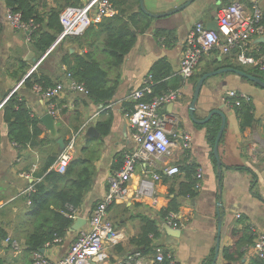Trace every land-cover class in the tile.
I'll return each mask as SVG.
<instances>
[{
  "label": "crops",
  "instance_id": "crops-1",
  "mask_svg": "<svg viewBox=\"0 0 264 264\" xmlns=\"http://www.w3.org/2000/svg\"><path fill=\"white\" fill-rule=\"evenodd\" d=\"M79 1L82 5L88 0ZM238 1L243 2L144 0L146 9L153 14L168 13L190 3L173 14L154 17L151 28L138 35L119 71L111 74L112 81H116V76L119 75L114 98L103 104L94 102L87 94L72 87L73 81L66 73V66L60 65L61 52L53 54L60 41L42 54L34 47L32 40H29L26 30L10 24L7 19L8 7L4 0H0V226L7 231L8 238L17 241L22 248L17 252L6 243L7 238L2 239L1 264H33V256L25 253L26 238L32 231V219L27 216L29 210L25 193L34 178L31 173L24 171V167L35 159L31 171L37 170L40 166L39 154L29 149L23 153L22 158L19 157L18 146L9 140L8 126L2 112L4 104L15 94L25 100L32 115L41 119L48 112L49 102L43 96V89L37 85L27 86L25 79L33 71H41L48 74L54 82L64 84L63 94L54 99L58 111L54 133L44 123L42 125L46 132L58 139L61 152L70 139L75 137V154L89 144L97 150L98 155L91 188L80 208V217L87 220L86 224L76 231L70 229L61 242L48 244L41 249L47 257L59 259L67 254L74 239L90 228L89 217L93 206L104 198L109 188V179L116 172L113 165L117 155L125 154L135 147L132 130L125 117V103L133 101V92L142 86L160 58H165L173 69L169 78L182 76L180 64L184 45L195 25L202 23L207 29L208 25L217 21L218 9ZM244 3L249 10L258 5L264 14V0H246ZM38 4L44 14L50 8L64 9L71 5L68 0H39ZM157 29L174 30L175 35L169 39L158 38L154 33ZM250 45L251 53L257 55L258 50H264V37L254 36ZM64 48L71 54H83L88 49L77 43H67ZM234 66H241L242 69L238 70L244 72L255 68L239 63L236 50L229 54L214 50L202 58L194 77L202 72L205 74L223 68L235 69ZM196 85L194 86L192 77L185 78V87L178 90L177 99L160 109L164 118L173 120L176 128L192 136V146L190 150H183L180 140L173 137L175 145L171 148L170 155L155 158L154 163H137L130 181L128 199L111 205L108 211L109 219L118 230L119 239L117 244L107 249V264H121L129 254L137 250L130 240L139 233L142 215L157 220L161 235L154 242L172 251L181 264H204L212 256L214 264H225L222 250L234 243L232 229L243 230L248 226L258 233H264V87L235 72H224L209 77L204 82L195 111L198 120L205 119L212 110L223 106L228 90L248 94L254 105L253 123L245 129H241L235 109L228 104L225 106L227 121L219 143L222 162L219 172L206 127L195 123L190 117L189 107ZM108 119L112 122L111 130L100 143L101 133L97 125ZM90 126L97 129L98 136L87 135ZM169 126L171 127L170 124ZM30 154L34 156L29 157ZM185 163H195L202 169V187L196 188V196L183 200L177 214L180 227L175 228L165 222L160 212L170 202V188L178 189L184 180L182 171L174 177H164L155 183L158 199L156 205L151 198L134 199L133 195L141 180L148 178L147 175L160 173L166 166H181ZM254 256V250L248 248L243 259L236 264H250Z\"/></svg>",
  "mask_w": 264,
  "mask_h": 264
},
{
  "label": "trees",
  "instance_id": "trees-1",
  "mask_svg": "<svg viewBox=\"0 0 264 264\" xmlns=\"http://www.w3.org/2000/svg\"><path fill=\"white\" fill-rule=\"evenodd\" d=\"M4 1L13 12L21 13L24 20L35 21L38 28L31 34V40L38 51L42 54L46 53L63 31L60 19L63 7L50 8L44 14L38 8L39 0ZM111 2L115 7V14L104 17L100 22L92 23L81 36L64 37L53 52V54L61 52L60 65L66 66L68 77L73 82L83 85L88 91L87 95L94 102L103 104L111 101L118 89L119 75L117 74L116 81H112L111 74L119 71L127 54L134 47L138 35L151 28L154 18L141 9L140 0H111ZM68 4L80 5V1L68 0ZM154 33L156 37L166 39L173 38L175 35L174 30L166 29H157ZM67 43H77L88 49L83 54H71L64 48ZM234 68L242 69L241 66H234ZM246 72L264 80V72L258 68L248 69ZM172 73L173 69L165 58L157 60L149 74L152 75L154 82L152 91L146 93L142 100L151 101L156 97L183 89L185 78L180 75L169 78ZM203 74L204 72L195 77V74L193 75L194 86ZM24 82L29 87L37 85L43 90L57 83L41 71H33ZM135 104V101L125 103V112H132ZM230 104L236 111L241 129L253 123L254 105L251 99L241 100L240 105H236V101L230 99ZM2 112L8 126L9 140L18 146L19 157L22 158L23 153L29 149L39 154L40 166L37 170L31 171L35 159L30 160L31 163L24 167V171L31 173L34 178L33 191L25 193L29 210L27 216L32 219V231L26 238L25 253L33 256L35 251L66 238L75 222L69 214H72L73 210H80L91 188L95 161L98 157L97 150L91 148L89 144L85 145L81 152L74 155L66 170L59 172L53 167L61 154L58 139L46 132L41 119L32 115L25 100L16 94L12 95L4 104ZM111 124L110 119L98 123L101 133L100 143L110 133ZM201 126L206 127L209 144L214 148L221 127L220 115L215 114L209 122ZM31 155L33 154L28 156ZM124 160V154L117 155L113 170H120ZM179 168L184 173V180L179 184L178 189L170 188V202L160 212V216L164 219L171 213L178 214L183 200L194 197L198 193L197 164L185 163ZM96 205L97 203L93 208ZM160 235L157 220L142 215L139 233L130 240V243L143 255L152 256L161 246L154 242ZM232 236L234 243L222 250L226 264L240 262L245 251L254 244L256 238L255 232L248 226L243 230L232 229ZM6 238L8 233L0 226V241ZM204 264H214V257L207 259ZM250 264H264V257L254 256Z\"/></svg>",
  "mask_w": 264,
  "mask_h": 264
},
{
  "label": "built area",
  "instance_id": "built-area-1",
  "mask_svg": "<svg viewBox=\"0 0 264 264\" xmlns=\"http://www.w3.org/2000/svg\"><path fill=\"white\" fill-rule=\"evenodd\" d=\"M116 10L111 0H88L82 5H70L65 7L60 14L63 31L58 37V42L66 36H81L92 23L100 22L104 17L115 14ZM7 19L16 28L24 29L31 34L38 25L33 19L26 21L22 14L13 12L8 8ZM218 30H208L202 23H197L190 32L184 45V51L180 64L181 75L189 79L193 77L198 69L199 63L204 55L214 50H220L229 54L237 51V60L244 65H251L264 71V50H258L257 55L251 53V40L254 36L264 37V14L262 9L255 5L252 10L247 8L246 3L238 1L224 5L217 11ZM153 77L148 75L142 86L133 92L131 98L136 102L132 112H126L135 147L124 154V163L120 170L114 172L109 179V188L104 198L97 203L89 217L90 228L81 232L72 242L67 254L59 259L47 257L41 250L33 254V264H107L109 258L107 249L118 243L119 233L109 219V207L119 201L128 199L130 181L135 173L136 165L140 161L154 163L155 158L168 156L171 148L175 145L173 137L180 140L183 150H190L192 136L186 131H180L173 124V120H167L161 114L163 105L177 99L178 91L171 92L162 97H156L151 101L142 98L146 93H151ZM72 87L85 94L88 91L81 84L72 83ZM65 86L63 83L43 90V96L48 100V112L55 119L58 111L54 99L61 96ZM230 99L240 105L241 100H250L246 93L236 90H228L225 94V104H230ZM175 122V121H174ZM171 125V127L169 126ZM75 137L71 138L61 152L53 167L59 172H64L76 152ZM264 165V161H263ZM177 165L166 166L162 172H155L148 178L142 179L134 199L151 198L154 205L158 203L156 197V182L164 177H174L180 174ZM196 188L202 187L203 171L197 170ZM33 191V184L26 193ZM30 204V201H28ZM70 218L76 221L80 218V210H73ZM165 222L175 228L180 227L177 213H171ZM256 238L250 247L256 256L264 257V233H258L254 228ZM6 243L20 251L21 245L10 238ZM121 264H181L172 251L158 247L153 256L143 255L141 251L135 250L129 254ZM226 264V263H225Z\"/></svg>",
  "mask_w": 264,
  "mask_h": 264
},
{
  "label": "water",
  "instance_id": "water-1",
  "mask_svg": "<svg viewBox=\"0 0 264 264\" xmlns=\"http://www.w3.org/2000/svg\"><path fill=\"white\" fill-rule=\"evenodd\" d=\"M190 2H188L187 4L181 6V7L177 8V9H174V10L168 12V13H162V14H153V13H150L146 9V7H145L144 0H140V6H141V9L144 12H146L149 15H151L152 17H162V16H166V15H169V14H173V13H175V12L183 9ZM207 29L208 30H218V23H217V21L216 20L213 21L211 23V25H208L207 26ZM57 43H58V39L53 44V46L51 47V49L54 48ZM224 72H235V73H237L239 75L245 76L246 78L250 79L254 83H256V84L264 87V80H262L261 78H258V77L254 76V75H251V74H248V73H246L244 71H241V70H238V69H233V68H223V69H219V70H216V71L207 72V73L203 74L199 78V80L197 82V85H196V88H195V91H194L193 100H192V102L190 104V107H189L190 117H191V119L195 123L205 124V123L209 122L211 120L212 116H214L215 114L220 115V117L222 119V121H221V127H220V130L218 132V135H217V138H216V142H215V145H214V154H215V157L217 159V163H218V167H219V172H221V168H222V162H221V158H220V154H219V143H220L221 137L223 136V133H224V130H225V127H226L227 118H226V115L224 113V108H225L226 104H224L223 106L222 105L221 106H218L216 109L212 110L205 119H202V120H198L196 118L195 111H196V108H197V103H198L199 96H200V92L202 90V87L204 85V82L209 77H212V76H215V75L224 73ZM41 121L48 128V130H50L52 133H54V131H55V122H56V119H55L54 116H52L49 113H45L43 115V117L41 118ZM87 135L88 136H98L99 135V132L97 131V129L94 126H90L88 128ZM86 222H87V220L85 218H82V217L78 218L73 223V225L71 227V230H75V231L76 230H79L84 224H86ZM219 248L220 247L218 245L217 254H219Z\"/></svg>",
  "mask_w": 264,
  "mask_h": 264
}]
</instances>
